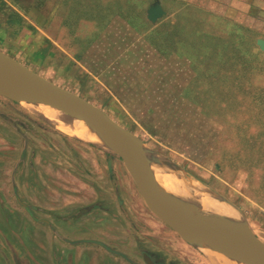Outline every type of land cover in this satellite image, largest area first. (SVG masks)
<instances>
[{
	"label": "crops",
	"instance_id": "obj_1",
	"mask_svg": "<svg viewBox=\"0 0 264 264\" xmlns=\"http://www.w3.org/2000/svg\"><path fill=\"white\" fill-rule=\"evenodd\" d=\"M156 2L165 14L153 22L149 10ZM34 11L33 20V12L20 15L22 36L26 30L34 35L31 43L23 42L33 48L23 57L37 65L29 68L91 103L88 95L96 97L100 89L102 106L93 104L116 122L112 111H145L155 128L190 137L196 132L221 174L222 148L234 142L241 147L237 158L262 160L264 190V0H51ZM63 76L81 92L60 82ZM253 143L258 144L248 152ZM235 164L239 174L240 162ZM257 168L254 163L251 174ZM86 187L95 196L94 188ZM76 197L70 206L50 207L49 218L40 206L26 216L29 223L53 224L43 231L60 239L57 254L67 256L60 264H148L146 256L161 264L138 244L125 247L126 235L115 237L124 248L106 251L110 209L102 203L104 196ZM66 239L76 243L62 250Z\"/></svg>",
	"mask_w": 264,
	"mask_h": 264
},
{
	"label": "rangeland",
	"instance_id": "obj_2",
	"mask_svg": "<svg viewBox=\"0 0 264 264\" xmlns=\"http://www.w3.org/2000/svg\"><path fill=\"white\" fill-rule=\"evenodd\" d=\"M49 1L51 0H0V49L5 53L9 51L11 57H16L22 64L28 65V68L30 65H37L27 56L23 57L33 49L31 46L23 47V42L31 43L34 35L29 36V31L26 30L25 36H22L20 15L33 12L31 19H36L33 18L36 16L35 6H44ZM12 10L15 11L14 15ZM31 21L30 27L34 26L37 30ZM67 79L63 76V81H59L81 92L76 84L69 85ZM85 82L90 83L87 79ZM97 95H88V98L102 106L105 97L100 89ZM34 107V104L13 102L0 96V264H60L61 258L66 261L67 256L57 254L60 239L44 235V228L52 229L53 224L44 226L41 222L29 223L26 216L34 214V207L40 206L44 209L46 218H49L50 207L70 206L77 199L76 195L83 197L80 198L82 200H101L104 196L102 203L110 209V225H107L103 245L108 252H118L116 250L119 245L124 248L121 244L123 241L115 237L126 235L128 239L124 240L125 247L131 246L130 243L138 244L146 253L160 260L161 264L220 263L212 251L221 255L223 253L207 245L187 242L148 209L144 200L140 199L134 179L117 153L106 145L73 138L64 129L53 126L34 114ZM110 113L150 146L155 173L158 167L164 174L170 172L168 175L201 183L235 206L242 219L239 223L251 226L264 241L262 160H257V163L256 160L237 158L241 147H236L233 142L230 148L232 150L228 147L222 148L221 153L218 152L223 155L224 169L221 174L214 168L213 163L216 161L211 159L212 156L207 157L208 144L197 142L201 138L196 132L190 137L187 133L171 132L173 130L165 126L155 128V120L149 113L144 115L145 111L116 110ZM177 128L179 131L182 129ZM255 144L258 143L250 144L248 152L253 151ZM228 145L230 144L226 143L223 147ZM237 161L241 165L239 174L233 170ZM253 162L258 164V168L251 174ZM86 184L94 188L95 196H91L92 192L89 187L87 190ZM81 189L85 191L80 192ZM30 219L32 220L31 217ZM62 225L65 226L64 223ZM126 232L130 234L127 235ZM70 243L74 244L76 241L63 240L62 250ZM230 260L241 264L235 259ZM94 261L98 263L96 257ZM141 262L144 263V260L141 259Z\"/></svg>",
	"mask_w": 264,
	"mask_h": 264
},
{
	"label": "water",
	"instance_id": "obj_3",
	"mask_svg": "<svg viewBox=\"0 0 264 264\" xmlns=\"http://www.w3.org/2000/svg\"><path fill=\"white\" fill-rule=\"evenodd\" d=\"M164 14L160 2L149 10L153 22ZM0 96L13 102L44 104L73 112L124 160L150 210L184 240L207 245L243 264H264V241L251 226L210 217L168 197L157 184L151 148L143 139L116 122L102 108L46 79L2 50ZM146 261L156 264L149 256Z\"/></svg>",
	"mask_w": 264,
	"mask_h": 264
},
{
	"label": "bare ground",
	"instance_id": "obj_4",
	"mask_svg": "<svg viewBox=\"0 0 264 264\" xmlns=\"http://www.w3.org/2000/svg\"><path fill=\"white\" fill-rule=\"evenodd\" d=\"M34 106L35 107L32 109L34 114L49 124L64 129L73 138L88 143L106 145L102 136L73 112L61 111L44 104H34ZM160 162L158 163L160 164ZM168 174H164L162 170L157 167L155 177L159 187L171 199L185 205L188 209L203 212L205 215L213 218H223L232 223H239L242 221V219H240V213L235 206L222 197L214 194L201 183L193 179L187 180L182 177H175ZM212 252L214 254L213 256L220 260L219 264L238 263L232 262L230 260L232 258L228 259L223 254Z\"/></svg>",
	"mask_w": 264,
	"mask_h": 264
}]
</instances>
